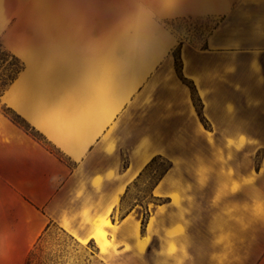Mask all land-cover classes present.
<instances>
[{
    "label": "crops",
    "instance_id": "0c3cea01",
    "mask_svg": "<svg viewBox=\"0 0 264 264\" xmlns=\"http://www.w3.org/2000/svg\"><path fill=\"white\" fill-rule=\"evenodd\" d=\"M212 19L200 49L178 26ZM0 49L21 65L0 94V264H27L53 226L139 264H264V172L223 167L209 137L261 145L237 100L264 95V0H0ZM155 158L171 165L156 202L117 219Z\"/></svg>",
    "mask_w": 264,
    "mask_h": 264
},
{
    "label": "rangeland",
    "instance_id": "374dc122",
    "mask_svg": "<svg viewBox=\"0 0 264 264\" xmlns=\"http://www.w3.org/2000/svg\"><path fill=\"white\" fill-rule=\"evenodd\" d=\"M249 21L250 19H245ZM218 19L212 20H185L178 22V26L181 27V30L186 33L188 36L192 37L193 45L200 49L203 45V40L209 33L210 29L214 28L215 24L218 22ZM254 63L251 66V69L255 74L258 75V80L260 87H263L264 78L262 74V68L259 66V61L264 65V53L261 54L260 51L255 53ZM175 60L180 58L179 50H176L172 56ZM230 59L235 60V53H229ZM245 61H248L246 55L243 58ZM21 68V65L16 61L11 54L0 49V94L4 91L6 87L10 84L11 80L16 76L17 72ZM177 71L180 70V66H177ZM243 69V68H242ZM234 67H229L228 72H234ZM244 76L251 77L248 72V68L244 66ZM227 84H231V81L228 80ZM191 90L193 105L196 109V112L202 117V103L196 94L195 87L186 84ZM240 103L241 107L249 109L255 107L257 113H259V128L258 133L261 137V145L246 148L245 141L240 142V146L237 148L238 153L233 154V145L230 144L228 151H225L223 148L214 146L215 140L221 138L219 131H212L214 134L209 135L213 143V157L219 158L223 167H226L225 158H238V164L244 166V169H248L249 166L253 169H260L264 172V95L257 100L252 99H238L237 103ZM3 114L11 122L20 127L23 131L28 134H31L35 139L43 141L40 135L31 130V128L19 117L9 111L7 108L2 109ZM234 106H229V115L234 114ZM250 118L245 116V119ZM205 119V118H204ZM209 123V122H208ZM203 124L206 128H209V125L206 121L203 120ZM215 150V151H214ZM203 148L197 147V154L204 156ZM208 154H206V157ZM243 161V162H242ZM171 165L165 158H155L145 170L143 176L133 183L130 188L129 194L126 197L125 202L116 212L117 219L124 214V212L130 207L137 206V217L139 214V207L142 205L145 206L146 203H155L156 200L153 196V190L155 186L159 183L162 177L170 169ZM146 217V215H145ZM145 217L143 220H145ZM139 264L138 259L129 258L124 255H110L109 257L105 253L99 252L97 246L93 243L80 244L73 237H71L66 232L62 231L57 226H53L51 230L46 234L45 237L41 238L37 242L35 248L32 250L29 255L27 264Z\"/></svg>",
    "mask_w": 264,
    "mask_h": 264
},
{
    "label": "trees",
    "instance_id": "16d2710c",
    "mask_svg": "<svg viewBox=\"0 0 264 264\" xmlns=\"http://www.w3.org/2000/svg\"><path fill=\"white\" fill-rule=\"evenodd\" d=\"M20 69H21V68H20ZM20 69H19V71H20ZM19 71L17 72L16 76L18 75ZM16 76L11 80L10 84L14 81V79L16 78ZM10 84H9V85H10ZM9 111H10V110H9Z\"/></svg>",
    "mask_w": 264,
    "mask_h": 264
}]
</instances>
